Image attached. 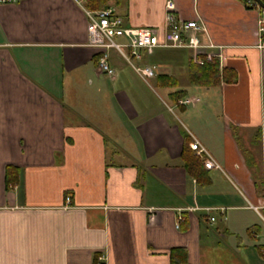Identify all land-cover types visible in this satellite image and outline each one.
<instances>
[{
  "label": "crops",
  "instance_id": "crops-1",
  "mask_svg": "<svg viewBox=\"0 0 264 264\" xmlns=\"http://www.w3.org/2000/svg\"><path fill=\"white\" fill-rule=\"evenodd\" d=\"M165 1L112 8L125 27L163 29ZM174 2L180 20L204 26L203 43L221 47L218 86L190 85L201 64L186 49L142 52L140 65L157 70L147 82L113 50L114 75L101 74L74 0L0 5V264H171L173 250L186 251L185 264H264L257 11ZM183 91L203 106L174 103ZM193 140L222 171L187 173ZM7 166L18 169L10 189Z\"/></svg>",
  "mask_w": 264,
  "mask_h": 264
},
{
  "label": "built area",
  "instance_id": "built-area-1",
  "mask_svg": "<svg viewBox=\"0 0 264 264\" xmlns=\"http://www.w3.org/2000/svg\"><path fill=\"white\" fill-rule=\"evenodd\" d=\"M18 0H0V5H11ZM84 11L87 26L86 46L96 50L97 70L108 77L114 75L109 62L110 50L115 51L120 58L147 82L157 75L154 67L140 65L142 52L151 54L158 48L186 49L191 52L194 64L209 63L221 59V47L211 42L203 43L201 35L205 33L204 26L195 21L183 22L176 15L174 0H166L164 5V28L156 27H125L121 17L109 7L101 11H89L84 8L86 0H74ZM246 8L257 11V44L260 51H264V8L258 6L254 0H242ZM199 99L184 98L178 101L179 106H190ZM190 149L202 159L204 169L222 171L219 164L207 152L200 142L193 140ZM68 201V198H66ZM181 221V219L179 218ZM214 219L211 218V221ZM178 228L179 225L177 224Z\"/></svg>",
  "mask_w": 264,
  "mask_h": 264
},
{
  "label": "trees",
  "instance_id": "trees-1",
  "mask_svg": "<svg viewBox=\"0 0 264 264\" xmlns=\"http://www.w3.org/2000/svg\"><path fill=\"white\" fill-rule=\"evenodd\" d=\"M242 2V0H240ZM121 0H86L84 8L89 11H101L105 10L109 7H117L120 5ZM264 4V0H261ZM227 74L226 71H224ZM160 77V76H159ZM160 79H163L162 76ZM224 81H227L225 77H223ZM166 84L164 85L171 86L174 81L171 78H165ZM189 81L192 86L199 87H214L220 84V75L218 71L217 61L214 60L209 63H202L201 65H193L191 64L189 68ZM163 84V83H162ZM185 92H178L171 94V99L174 103H176L179 99L185 97ZM187 141L189 138L185 136ZM190 142V141H189ZM188 142V143H189ZM182 160L184 168L190 176H194L198 178L197 172L200 170L203 165L201 160L195 156V153L187 148V143L183 148ZM204 167V166H203ZM258 179H260L259 175H256ZM18 183V169L12 166H7L5 168V187L6 189H10L14 187ZM257 184H260L261 181H257ZM187 254L185 250H173L171 252L170 261L171 264H185L187 262Z\"/></svg>",
  "mask_w": 264,
  "mask_h": 264
},
{
  "label": "rangeland",
  "instance_id": "rangeland-1",
  "mask_svg": "<svg viewBox=\"0 0 264 264\" xmlns=\"http://www.w3.org/2000/svg\"><path fill=\"white\" fill-rule=\"evenodd\" d=\"M150 85L152 86V88L154 89L155 92H158V93L161 92L160 90H156V89L153 87L152 83H150ZM201 98H202V97H201ZM202 99H203V100H202ZM202 99H199L200 102H201V101H203V102L205 101L204 98H202ZM200 102H199L198 105H199V106H203ZM203 102H202V103H203ZM189 108H190V107H189ZM249 133H250V132H249ZM251 134H253V133L251 132ZM239 144H240V143H239ZM225 182H226V181H225ZM220 184H221L222 187H227V185H226L227 183L224 184L223 182H220Z\"/></svg>",
  "mask_w": 264,
  "mask_h": 264
},
{
  "label": "water",
  "instance_id": "water-1",
  "mask_svg": "<svg viewBox=\"0 0 264 264\" xmlns=\"http://www.w3.org/2000/svg\"><path fill=\"white\" fill-rule=\"evenodd\" d=\"M258 6H260L261 8H264V4L261 2V0H254Z\"/></svg>",
  "mask_w": 264,
  "mask_h": 264
}]
</instances>
